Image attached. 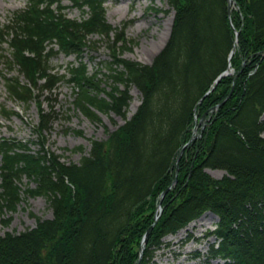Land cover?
I'll return each instance as SVG.
<instances>
[{"label": "trees", "instance_id": "obj_1", "mask_svg": "<svg viewBox=\"0 0 264 264\" xmlns=\"http://www.w3.org/2000/svg\"><path fill=\"white\" fill-rule=\"evenodd\" d=\"M69 1L87 17H66L60 0H27L0 28V50L10 49L7 69L17 68L26 80L5 78L9 97L36 103L40 133L54 117L40 98L62 81L75 87L76 107L89 117L92 108L124 116L132 87L142 101L106 140H92L78 163L61 161L44 140L35 151L28 141L0 139V212L13 211L26 194L47 197L53 213L19 234L0 235V264H136L160 195L175 178L178 153L201 115L203 128L179 160L141 264L151 263L163 237L208 211L218 217L208 232L215 237L209 259L264 264V0H167L175 12L171 33L150 64L120 56L127 24L118 31L106 21V0ZM94 34L110 42L109 88L83 62ZM59 53L78 58L64 74L48 64ZM229 68L234 72L214 83ZM207 168L227 174L214 179ZM23 176L35 187L22 190Z\"/></svg>", "mask_w": 264, "mask_h": 264}, {"label": "rangeland", "instance_id": "obj_2", "mask_svg": "<svg viewBox=\"0 0 264 264\" xmlns=\"http://www.w3.org/2000/svg\"><path fill=\"white\" fill-rule=\"evenodd\" d=\"M27 0H0V28L13 16L17 10L26 7ZM64 6L66 17L82 20L87 13L74 7L69 0H60ZM106 21L114 28L121 29L126 23L124 34L126 43L119 42L120 56L125 59L150 64L154 57L167 43L174 10L168 6L167 0H106L103 3ZM86 10V9H85ZM168 34V37H167ZM114 38V31L110 33ZM167 38V40H166ZM91 47L83 53V62L87 65L88 74H97L100 86L109 88L111 81L107 77L108 67L112 60L109 41L105 36L94 34L90 36ZM124 45L127 47L124 48ZM10 49L4 44L0 50V139L12 138L28 141L32 150H38L41 141L50 152L59 155L66 163H78L83 155L90 151L92 140H106L109 134L116 130L125 120L129 119L142 101L141 92L132 87L131 100L125 110V115H117L113 111L107 113L92 108L94 117H89L76 107V89L68 82L58 84L54 94L44 92L40 100L44 110L53 109L54 117L49 127L38 132L39 112L36 103L17 102L9 97L4 79L18 77L26 82L17 68L7 69L10 61ZM76 55L59 53L49 59L51 70L60 74L67 73V68L76 63ZM231 73L234 72L230 68ZM94 91V90H92ZM100 95H103L101 93ZM136 103V107H135ZM14 111L9 117L2 115V108ZM261 119L264 120V114ZM79 131V132H78ZM199 132V128L196 133ZM264 136V132L261 134ZM81 146L82 149L78 147ZM214 179H221L227 174L223 169H205ZM21 189L34 188L35 183L28 177L21 178ZM205 215V220H211L210 225L199 224V218ZM198 219L190 222L185 228L175 234L162 238L161 247L155 251L150 264H224L221 259H209V245L215 242L214 236L208 232L216 227L218 217L208 211ZM52 208L43 195L22 194L21 201L13 211L0 212V235L5 232L19 234L26 229L35 227L36 219H51ZM8 220V223H4ZM197 221V222H196ZM203 222V221H202ZM216 261V262H215Z\"/></svg>", "mask_w": 264, "mask_h": 264}, {"label": "water", "instance_id": "obj_3", "mask_svg": "<svg viewBox=\"0 0 264 264\" xmlns=\"http://www.w3.org/2000/svg\"><path fill=\"white\" fill-rule=\"evenodd\" d=\"M238 32H236L237 34ZM234 53V49L231 50L230 52V56ZM231 73V70L230 68L228 70H225L223 71L222 73H220L217 78L215 79L214 83H217L219 81V79L222 77V76H225V75H228ZM214 88V85L211 87V89H209L204 95H207L212 89ZM230 97V93L227 95V97L223 100L226 101L228 98ZM195 120H196V124L195 126L193 127V135L190 137L189 141L187 143H185L179 153H178V156H177V159H176V170H175V178L173 179V181L171 182V184H169L161 193L160 195V199H159V202L157 203V206H156V209H155V215H154V221L152 224H150L148 226V228L145 230L143 236H142V239L140 241V246H139V251H138V260H137V263L136 264H141V260H142V256H143V251H144V246L147 242V238H148V235H149V232L151 231V229L153 228L154 224L156 223L157 219L159 218L161 212H162V206H161V203H162V199L164 197V195L166 194V192L171 189L175 183H176V176H177V173H178V168H179V160L185 150V148L187 147V145L189 144V142L194 138L196 137L197 133V129L199 127L203 128V115L200 116V118H197L195 117Z\"/></svg>", "mask_w": 264, "mask_h": 264}, {"label": "bare ground", "instance_id": "obj_4", "mask_svg": "<svg viewBox=\"0 0 264 264\" xmlns=\"http://www.w3.org/2000/svg\"><path fill=\"white\" fill-rule=\"evenodd\" d=\"M167 37H168V34H167ZM167 40V38H166ZM135 107H136V103H135ZM203 221V222H202ZM197 222V221H196ZM210 223H212L211 220H205V215L201 216V218H199V224H206V225H210ZM194 224L193 222L191 223V225ZM216 262V261H215Z\"/></svg>", "mask_w": 264, "mask_h": 264}]
</instances>
